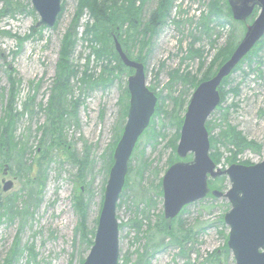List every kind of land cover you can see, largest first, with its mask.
Returning a JSON list of instances; mask_svg holds the SVG:
<instances>
[{"label": "rangeland", "instance_id": "1", "mask_svg": "<svg viewBox=\"0 0 264 264\" xmlns=\"http://www.w3.org/2000/svg\"><path fill=\"white\" fill-rule=\"evenodd\" d=\"M158 1L145 2L143 23ZM211 1L176 0L168 22L150 44L142 52L141 44L131 47L133 60L141 54L146 86L158 100L148 127L131 153L116 205L120 232L118 264H236L226 247L230 228L224 215L232 207L225 196L231 187L228 177H208L206 196L185 205L174 219L165 218L161 186L164 173L173 164L194 158L193 153L181 158L176 152L182 127L179 128V121L187 111L192 93L202 81L212 78L217 67L209 70L218 63V53L229 43L235 42V49L259 13L256 6L251 14L240 18L229 0H217L225 16L231 13L232 18L222 26L214 19L206 29L203 24L206 26ZM61 2L55 25L48 27L36 25L40 17L31 0H0V10L7 7L6 14L0 15V128L1 121L6 120L5 109L12 101L14 80L18 92L15 107L24 114L17 121L15 137L26 144L27 159L43 165V173L31 174L33 186H37L42 174L45 176L44 185L38 188L40 193L35 189L28 194L29 182L17 176L11 169L13 164L0 153V202L15 204L19 211L12 220L7 215L1 218L0 264L83 263L93 246L113 167L111 161L126 125L130 101L126 86L133 73L127 68L122 74L115 72L116 79L106 87L90 89L82 81L86 72V79L90 80L99 77L103 69L102 61L98 62L93 55L95 44L84 34L92 21L86 13L75 31L76 42L70 55V63L78 70L69 78L70 113L63 124L60 122L62 136L54 131L45 107L59 71L62 44L69 30L74 32L78 4L77 0ZM113 36L114 41L120 34ZM245 57L225 85L226 90L237 86V95L227 92L205 123L210 157L213 161V156L219 159L214 162L222 170L231 164L250 165L264 160V47L251 54L249 60ZM187 73L190 78L183 80ZM208 75L210 78L202 80ZM196 82L199 83L194 87ZM25 103L30 111H23ZM157 108L160 111L156 114ZM226 126L236 129L252 145H223L217 138ZM231 157L237 161L230 162ZM3 179L13 181L7 192L2 189ZM22 187L24 193L13 201V194ZM213 191L224 195L216 196ZM13 250H17L16 254ZM216 253L217 258L212 257Z\"/></svg>", "mask_w": 264, "mask_h": 264}, {"label": "water", "instance_id": "2", "mask_svg": "<svg viewBox=\"0 0 264 264\" xmlns=\"http://www.w3.org/2000/svg\"><path fill=\"white\" fill-rule=\"evenodd\" d=\"M31 3L40 17L36 25L53 27L62 9L61 0H31ZM229 5L240 18L251 14L256 6L260 10L230 58L192 93L176 152L181 158L193 153L194 158L190 162H177L164 173L161 186L165 218L174 219L185 205L205 197L209 191L208 177L226 175L231 187L225 196L232 205L224 215L230 228L228 248L236 264H264V160L250 166L239 163L220 169L210 157V139L205 128L208 116L221 101V82L264 36V0H229ZM114 44L123 65L134 70L127 83L130 102L126 125L113 154L114 163L109 172L93 246L82 264L119 263L120 232L116 205L126 181L131 153L148 127L158 100L146 86L145 66L132 60L116 38ZM2 182L4 192L13 187L11 180ZM213 194L224 195L220 191H213Z\"/></svg>", "mask_w": 264, "mask_h": 264}, {"label": "trees", "instance_id": "3", "mask_svg": "<svg viewBox=\"0 0 264 264\" xmlns=\"http://www.w3.org/2000/svg\"><path fill=\"white\" fill-rule=\"evenodd\" d=\"M77 10L75 15V24L72 26L73 33L69 30L66 38L64 39V43L62 44V49L59 53V62L57 64V69L59 70L55 81L51 87V95L48 98V104L45 107L47 114H50V122L54 125V131H57L58 137L62 136L61 131L62 125L66 119L64 117L69 114V105L67 101V97L71 90V80L69 79L71 76L76 75L78 72L77 68L70 63V55L71 51L76 42L75 31H77L78 26L80 25V19L87 13L92 19L91 22H88L84 34L86 37H90V42L95 45L92 46L93 55L96 56L98 62L102 61V72L99 77L92 78L89 80L86 79L88 77L84 74V78L82 81L88 85V88L91 89L94 87H106L109 84H112L116 79V73H121L124 68L133 73V69H129L127 66L123 65L119 55L116 52L115 44L113 41L114 33L120 34L119 41L122 44L123 49L126 54L132 59V55L130 54L131 47L136 46L137 44H141V51L145 46L150 44V40L159 33V30L162 29L169 20L171 11L174 9V3L176 0H159L158 5L154 11H152L146 22L143 23L142 15H143V6L147 0H77ZM8 5V4H7ZM211 11L209 15L205 17L206 26L203 24L204 28L208 29V23L214 19H216V23L219 26L227 24L229 21L228 18H232L231 13L228 16H225L224 11H222V6L218 3L217 0H212L210 5ZM7 12V7L0 10V15ZM75 37V39H74ZM232 37V34H230ZM228 43V42H227ZM235 46L234 43H229L225 48L218 53L216 59L218 63L212 64L210 66L211 71L214 66L217 68L223 64V62L229 58V56L233 53V49ZM264 40L258 42L252 53L247 55L245 58L249 60L250 55L254 52H258L263 50ZM201 54V53H200ZM141 54L134 59L137 61H141ZM219 58V59H218ZM244 60V59H243ZM104 63V64H103ZM213 70V75L215 71ZM234 72V70L232 71ZM212 73V72H208ZM172 78L176 77V74H172ZM213 75L211 77H213ZM191 74L187 73L183 78V80L190 78ZM210 76H206L202 78V80L208 79ZM196 79V78H192ZM12 80V77H11ZM201 80V81H202ZM230 80V76H227L222 81V85L219 88V94L221 95V100L224 101L225 95L227 92L237 95L238 87L230 88L229 90L225 89V85H228ZM200 82V81H199ZM199 82L194 83V87L197 86ZM13 89L12 93V101L10 102V106H7L4 112L5 121H1L0 128V153L4 155L5 160L11 162L15 173L17 176L19 175L23 179L25 178L29 185H26L28 190V194L33 193V190L37 189L38 193L40 191L38 188L42 187L45 182V176L42 174V178L39 179L37 186H33L35 181H31V174L35 171H39L43 173V165L41 163L36 162L31 159H27L26 154L28 148H25L26 144L22 142V140H18L15 137L17 121L24 114L22 111L17 110V105L15 107L14 97L16 95V81L13 80ZM126 94L129 92L126 86ZM80 101H77V104ZM161 106V105H160ZM29 104L25 103L23 105V111L29 110ZM72 107V106H71ZM163 107V106H162ZM128 108V105L127 107ZM161 107H159L160 109ZM158 109V108H157ZM156 111V114L159 113L160 110ZM162 109V108H161ZM127 113V111H126ZM179 128L183 123L184 118H180ZM153 120V118H152ZM154 121V120H153ZM226 129V130H225ZM53 130V129H52ZM61 130V131H59ZM214 141L216 139L212 137ZM223 145L232 144L236 147L238 146H249L252 143H247L246 139L241 136L236 129L226 126L223 128L217 138ZM46 153V151L44 150ZM114 156V155H113ZM46 157V154L43 155ZM214 161L217 163L219 159H216L213 156ZM230 162H235V157H231L229 159ZM6 162V161H5ZM114 160L112 158L111 166ZM36 163V164H35ZM34 175H32L33 177ZM224 177H221L223 179ZM31 184V185H30ZM36 187V188H35ZM24 187H22L18 192L13 194V201H16L21 197V193H24ZM10 198V197H9ZM8 198V199H9ZM37 201V200H36ZM19 214L18 208H16L15 204H8L0 202V222L1 218L5 215L8 216L10 220H12L14 214ZM90 241V245H91ZM226 247H228L226 245ZM17 250H13L12 253L16 254ZM217 253L212 257L217 258ZM211 261L216 262V260L211 258ZM84 262V261H83Z\"/></svg>", "mask_w": 264, "mask_h": 264}, {"label": "bare ground", "instance_id": "4", "mask_svg": "<svg viewBox=\"0 0 264 264\" xmlns=\"http://www.w3.org/2000/svg\"><path fill=\"white\" fill-rule=\"evenodd\" d=\"M221 66H222V65H221ZM221 66H220V67H221ZM220 67H219V68H220ZM26 155H27V154H26ZM113 160H114V158H113ZM6 170H8V165H7V164L4 165V169H3V171H6Z\"/></svg>", "mask_w": 264, "mask_h": 264}]
</instances>
